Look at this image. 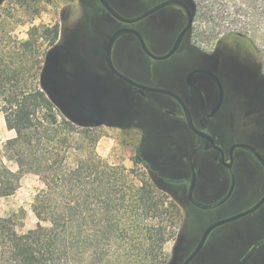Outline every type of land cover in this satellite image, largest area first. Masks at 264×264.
Wrapping results in <instances>:
<instances>
[{
  "label": "trees",
  "instance_id": "trees-1",
  "mask_svg": "<svg viewBox=\"0 0 264 264\" xmlns=\"http://www.w3.org/2000/svg\"><path fill=\"white\" fill-rule=\"evenodd\" d=\"M37 33L30 30L18 44L24 59L15 69L0 60V90H7L0 112L16 131L2 149L0 198L13 195L28 174L42 185L31 205L34 228H16L24 210L0 217V264H163L165 245L177 242L185 227L176 185L137 158L148 176L100 157L94 117L81 120L76 95L51 94L46 64L37 66L33 87L16 91L18 78L33 70L27 57ZM19 112L26 113L31 130L12 125L11 114Z\"/></svg>",
  "mask_w": 264,
  "mask_h": 264
},
{
  "label": "rangeland",
  "instance_id": "rangeland-1",
  "mask_svg": "<svg viewBox=\"0 0 264 264\" xmlns=\"http://www.w3.org/2000/svg\"><path fill=\"white\" fill-rule=\"evenodd\" d=\"M197 6L198 18L195 25L197 32L201 34V37L196 39L198 43L204 42V35L208 29L217 33L243 34L258 50L264 68V0H197ZM102 10L95 0H0V60L8 65L12 64L14 69L19 66V62L24 59V54L18 44L29 38L30 30L36 29L38 32L37 41L27 57L29 60L27 67L29 68L30 64H34V67L33 70L18 78L16 91L21 92L24 88L33 87L38 77L37 66L40 63V68H42L46 64L51 94L53 96L69 97L72 92L76 93V96H79L77 110L81 120L87 122L94 117V122L98 125L96 132L101 135L96 145V151L100 157L111 164L132 169L138 175L145 174L148 176V170L145 166L136 163V156L139 155L141 160L150 165L154 174L158 177L184 180V184L173 187V191L175 200L183 209L182 212H184L186 221L185 227L179 241L170 240L164 248L163 264H173L178 249L183 250L185 254L189 253L210 223L245 210L262 195L264 191V172L253 159H246L243 154L237 152V162L234 170L237 177L245 176L246 178H237V189L229 203L212 212H202L190 205L186 199V188L191 182V176L186 172L188 171L186 167H181L180 160L183 156L189 155L190 150L195 145H202L203 142L190 133L183 123L176 124V130H172V126L166 125L164 127L160 125L161 130L172 131V133L163 137L169 139V141L161 144L156 141L158 138L154 137L155 126H150L149 123L145 125L144 130H140L139 127H117L115 125L120 124V121L112 118H107L104 122L101 121L106 110L104 106L106 100L97 98V95L94 96L91 83L88 85L91 91L82 92L80 79L82 78V70L86 67V61L79 55V49L85 46L86 42L91 43L95 36L91 33L86 37L88 40L84 41V35L81 34L82 27L91 26L95 28L96 26L101 27L102 31H110L107 30V27L109 28L111 20ZM75 27H78L77 33L75 35L65 34L61 41L63 47L67 51H71V55L63 52V48L59 47L61 49L58 56L64 67L63 70L59 71L57 78L53 77L50 70L48 51L53 44L54 48L57 47L55 44H59L57 41L62 29L67 30ZM56 29L58 30V37L54 41L53 32ZM72 37H75V39H70L72 43L68 44L66 40ZM55 79L61 82L57 91L52 86ZM65 82L73 83L72 91L66 88L68 85ZM6 92L7 90L1 89L0 96ZM152 96L161 95L148 93L149 98H152ZM142 100L144 101V99ZM133 101L135 102L137 99L134 96L132 97L131 94L122 100V102L128 103V106ZM150 101L158 104L165 103L163 100L156 98L150 99ZM165 106H169V104L165 103ZM143 109L144 113L155 114L153 108H150V104L144 105ZM126 110L127 107L120 109L117 115L123 114ZM88 116H90L89 119ZM162 119L165 118L162 116ZM11 122L15 128H22L25 131L31 130L25 112H19L15 116L11 114ZM212 131L218 133L217 139L226 148L243 138L237 128V121L232 116L227 117L225 127L221 129L216 123ZM15 136L16 131L8 129L4 114L0 112V159H2V149L5 142ZM151 137H154V140L146 143L145 139ZM193 158L198 170L204 171L197 178L195 198L200 203H213L225 193L228 186V176L216 161L208 166L210 159L204 154L199 153ZM4 162L10 168L16 170L13 163L5 160ZM202 163L206 165V169ZM41 187L42 185L36 176L25 175L13 195L0 198V217H8L24 210L25 216L16 223V228L21 232L34 228L37 219L31 211V205L35 193ZM228 229L231 234L237 231V235L244 240L246 245L245 257L248 256L250 251L254 252L255 261H248L246 264H261V262L258 263L259 260L256 257H259V253L264 251V246L261 243L264 238V205L257 212L233 224ZM228 229L220 231L214 239L219 238L223 233H228ZM232 237L228 234L222 236L221 243L213 240L206 251L213 250L218 251L219 255L224 254L228 245L232 244ZM212 258L213 261L221 260V256H217L216 253L215 257ZM198 261L195 264H201L202 262L208 264L207 262L210 259L202 257Z\"/></svg>",
  "mask_w": 264,
  "mask_h": 264
},
{
  "label": "flooded vegetation",
  "instance_id": "flooded-vegetation-1",
  "mask_svg": "<svg viewBox=\"0 0 264 264\" xmlns=\"http://www.w3.org/2000/svg\"><path fill=\"white\" fill-rule=\"evenodd\" d=\"M95 1L100 5L98 0ZM106 1L120 16L126 19H135L146 11L167 1L179 2L186 6L191 18V25L182 35L177 48L169 57L163 60H155L149 57L142 49L138 37L133 33H127L118 38L111 49L112 65L119 73L128 78L131 77L130 79H134L133 81L136 80L135 82L137 83L145 86L162 88L176 94L189 110L194 126L198 130L211 135L215 145L222 149L224 161L228 158V150L230 147L237 143L251 146L264 160V68L259 52L252 42L240 33H217L208 29L204 35V42L198 43L196 39L200 38L201 34L197 32L195 25L196 19L198 18L197 0ZM101 8L103 9L102 6ZM102 12L107 14L111 20L109 22V28L107 27V30L110 31H102L101 27L96 26L95 28L91 26H84L81 28L84 41L88 40L86 37L91 33L95 35L93 41L91 43L86 42V45L79 49L80 54L78 53L86 61V67L82 70V78L80 79L82 92L91 91L89 88L90 86L88 87L91 83L94 96L97 95V98L106 100L104 105L106 110L104 111L102 122L107 118H112L120 121V124L118 123L115 125L117 127H139L140 130H144L145 125L149 123L150 126H155L154 137L158 138L156 141L161 144H165L169 141V139L163 137H166V135L172 133V131L166 132L161 130L160 125L164 127L166 125L172 126V130H176L177 128L175 125H178L180 122L183 123L190 133L203 142L202 145H195L190 150L189 155L183 156L180 160L181 167H186L188 170L186 172L191 176V182L186 188V199L188 203L202 212H212L226 205L235 194L237 189V178H246L245 176L237 177V173L234 170V166L237 162V152L243 154L246 159H253L264 172V168L260 162L249 151L238 150L234 152L232 163L234 176L233 188L231 194L228 196L232 185V178L229 170L220 162L221 154L211 148L204 139L194 134L189 129L180 104L172 97L160 93L156 94L161 96H152V98H149L148 93L153 92H140L138 89L128 85L110 70L106 60L108 41L114 33L121 29H127L138 33L152 54L156 56L166 55L173 48L180 33L187 25L188 20L186 15L179 9L168 5L136 22L122 23L111 17L104 9ZM77 30L78 27L69 28L67 30L62 29L57 41L60 45L55 44L57 47L54 48L53 44L50 47L48 57L51 75L53 77L57 78L59 71L63 70L64 67L63 62H60L58 56V52L61 49L59 47L63 48V52H67L71 55V51H67L61 44L63 37L65 34L75 35ZM70 39H75V37L67 39L66 41L68 44L72 43ZM212 75L217 77L220 82L222 103L216 113L213 116H209L220 96L218 85ZM56 81L55 79V82ZM65 83L68 85L66 88L72 91L74 87L73 83ZM52 86L57 91L60 85L58 86L53 82ZM72 94L69 97L76 95L74 92H72ZM130 94L132 97L134 96L137 101H133L131 105L128 106V103H124L122 100ZM153 98L161 99L163 102L169 104V106H165V103L158 104L156 102L154 103V101H150V99ZM142 99H144V101ZM147 104H150V108H153L152 110L155 114L144 113L143 106ZM124 107H127V110L123 114L117 115L119 110ZM66 108H68L67 104ZM162 116L165 119H162ZM231 116L237 121V128L241 132L243 138L239 141H235L226 148L223 143L217 139L218 133L212 131V128H214L217 123L222 129L225 127L227 117ZM154 137L146 138L145 142L148 143L149 141H153ZM199 153L209 157L210 162L208 166L211 165L213 161H216L217 164L225 170L228 176V186L226 187L225 193H223L217 201L210 204L200 203L195 198L197 178L200 177L201 172H204L198 170L193 158ZM136 158L140 162H146L141 160L139 155H137ZM204 163L202 164L204 165ZM204 168H207L206 165H204ZM168 179L173 180L172 178ZM172 182H174L176 186L184 184V180H173ZM192 182H194V187L190 189ZM190 190L191 197L188 196ZM263 195L264 191L250 207L255 205ZM203 206L210 207L205 209ZM250 207H247L245 210ZM240 212L219 218L208 226ZM245 217L214 229L207 237L198 254L189 264L199 262L198 259L202 257L210 259V261L207 262L208 264H246L248 261L254 262V252L250 251L248 256L245 257L244 252H246V245L244 240L237 235V231L231 234L228 229V227L241 221ZM224 229H228V233H221L222 235L220 234L221 236L219 235V238L214 239L215 235L219 234V232H222ZM226 234H228V236L230 235V237L233 236V241L232 244L228 245L224 254L219 255L217 253L218 251L215 252L213 250L206 251L213 240L221 243L223 240L222 236ZM197 243L187 254H185L183 250L178 249L177 257L173 264H183L185 259L194 250ZM261 243L264 246V238ZM263 252H260L259 257H256V259L259 260L258 263L261 262V264H264ZM215 253L217 256H221L220 261H213L212 257H215ZM201 264L204 263L202 262Z\"/></svg>",
  "mask_w": 264,
  "mask_h": 264
},
{
  "label": "water",
  "instance_id": "water-1",
  "mask_svg": "<svg viewBox=\"0 0 264 264\" xmlns=\"http://www.w3.org/2000/svg\"><path fill=\"white\" fill-rule=\"evenodd\" d=\"M100 5L103 7V9L113 18L117 19L118 21L122 22V23H133V22H136L138 20H141L149 15H151L152 13L156 12L157 10H159L160 8L164 7V6H173L177 9H179L180 11H182L186 17H187V25L184 27V29L182 30V32L180 33L178 39L176 40L173 48L166 54V55H163V56H156L154 54H152L146 44L144 43L142 37L134 32V31H130V30H127V29H121L119 31H117L116 33H114L111 38L109 39L108 41V44H107V48H106V60H107V64L110 68V70L115 74L117 75L119 78H121L122 80H124L128 85L132 86L133 88H136L138 89L140 92L142 91H146V92H153V93H160V94H164V95H167V96H170L172 97L173 99H175L179 104L180 106L182 107L183 109V112H184V115H185V120H186V123L189 127V129L196 135H198L199 137H201L202 139H204L207 144L213 148L214 150L218 151L220 154H221V159H220V162L222 163V165L229 170L230 172V175H231V178H232V185H231V189L229 191V194L228 196L231 194V191H232V188H233V171H232V163H233V154L234 152L238 151V150H246V151H249L251 152L254 157L260 162V164L262 165V167L264 168V160L260 157V155L249 145L247 144H234L230 147V149L228 150V158L226 161L223 160V151L220 147L216 146L215 143H214V139L212 138L211 135L203 132V131H200L198 130L194 124H193V121H192V117H191V114L189 112V110L186 108V106L184 105L183 101L176 95L174 94L173 92L171 91H168V90H165V89H162V88H156V87H150V86H145V85H142L140 83H137L133 80H131L130 78L122 75L121 73H119L115 68L114 66L112 65V62H111V49L114 45V43L116 42V40L124 35H126L127 33H133L135 34L140 43H141V47L142 49L144 50V52L151 58L155 59V60H163V59H166L167 57H169L174 51L175 49L177 48L178 46V43L182 37V35L189 29L190 25H191V18H190V15H189V11L188 9L186 8V6L182 3H179V2H175V1H167V2H164L148 11H146L145 13L141 14L139 17L135 18V19H126L122 16H120L110 5L109 3L106 1V0H98ZM201 71V70H200ZM202 72H205V73H208L206 71H202ZM194 74V73H192ZM191 74V75H192ZM212 77L214 78L216 84L218 85V89H219V98L217 99V102L211 112V114L209 116H213L216 111L219 109L221 103H222V89H221V86H220V82L218 81L217 77H215L214 75H212ZM194 187V182H192L191 184V187L190 189H192ZM189 197H191V190L188 194ZM226 196V197H228ZM264 204V195L262 196V198L255 204L253 205L252 207H250L249 209L243 211V212H240L234 216H231V217H228V218H225V219H222V220H219L213 224H211L210 226H208L205 231L203 232L199 242L197 243L196 247L194 248V250L189 254V256L185 259L184 263L183 264H189L193 258L198 254V252L200 251V249L202 248V246L204 245L207 237L209 236V234L216 228L226 224V223H230L232 221H235L237 219H240V218H243L245 216H248L252 213H254L255 211H257L262 205ZM210 206H203V208L207 209L209 208Z\"/></svg>",
  "mask_w": 264,
  "mask_h": 264
}]
</instances>
